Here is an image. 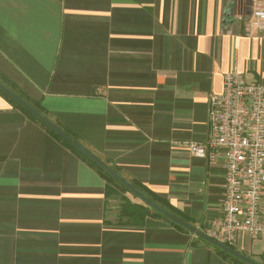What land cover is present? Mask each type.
I'll return each mask as SVG.
<instances>
[{"label":"crops","instance_id":"crops-1","mask_svg":"<svg viewBox=\"0 0 264 264\" xmlns=\"http://www.w3.org/2000/svg\"><path fill=\"white\" fill-rule=\"evenodd\" d=\"M247 1L0 0V76L204 231L224 167L187 143L208 139L209 96L233 64L264 83ZM115 193L0 95V264H240L161 218L119 224Z\"/></svg>","mask_w":264,"mask_h":264},{"label":"built area","instance_id":"built-area-1","mask_svg":"<svg viewBox=\"0 0 264 264\" xmlns=\"http://www.w3.org/2000/svg\"><path fill=\"white\" fill-rule=\"evenodd\" d=\"M255 30L264 31V0H250L244 32ZM208 103V139L187 143L193 155L224 167L221 214L203 232L233 248L261 240L264 259V83L246 80L233 64Z\"/></svg>","mask_w":264,"mask_h":264},{"label":"trees","instance_id":"trees-1","mask_svg":"<svg viewBox=\"0 0 264 264\" xmlns=\"http://www.w3.org/2000/svg\"><path fill=\"white\" fill-rule=\"evenodd\" d=\"M0 81L6 85L8 88H10L12 91H14L16 94H18L21 98H23L24 100H26L24 98V96L19 93L17 91V89L11 85L6 79H4L2 76H0ZM0 95H2L8 102H10L15 108L19 109L20 111H22L27 118H29L30 120H32L33 122L37 123L39 126H41L50 136H52L54 139H56L59 143H61L65 148H67L68 150H70L74 155H76L79 159H81L82 161H84L85 163H87L89 166H91L98 174L101 175V177L109 184L111 185L116 193H115V197L119 196L120 198V204L117 208V222L119 224H123V225H133V226H142L146 220V218L150 217V218H161L164 219L165 221L169 222L170 224H172L174 227L182 230V231H186L188 233V230H186L185 228L181 227L180 225L170 221L169 219H167L166 217H164L161 213L157 212L156 210L152 209L150 206H148L146 203H144L143 201H141L137 196H135L132 192H130L127 188H125L122 184H120L118 181H116L115 179H113L109 174H107L105 171H103L100 167H98L97 165H95L91 160H89L86 156H84L83 154H81L79 151H77L75 148H73L70 144H68L66 141H64L62 138H60L57 134H55L53 131H51L47 126H45L41 121H39L37 118H35L34 116H32L31 114H29L27 111H25L21 106H19L15 101H13L12 99H10L7 95H5L3 92L0 91ZM28 102V101H26ZM29 103V102H28ZM31 106H33L36 110H38L40 113H42L43 115H45L42 110L36 106H34L33 104L29 103ZM46 116V115H45ZM47 117V116H46ZM58 125V124H56ZM60 128H62L66 133H68L71 137H73L75 140H77L78 142L79 139L70 131H68L67 129L63 128L62 126L58 125ZM81 143V142H80ZM82 144V143H81ZM83 145V144H82ZM84 146V145H83ZM87 148V147H86ZM88 149V148H87ZM90 150V149H88ZM91 151V150H90ZM93 153V152H92ZM95 154V153H94ZM96 155V154H95ZM97 157H99L98 155H96ZM100 158V157H99ZM101 159V158H100ZM102 161H104L106 164H108L112 169H114L119 175H121L122 177H124L121 172L112 164H110L107 160L101 159ZM127 180V179H126ZM128 181V180H127ZM134 187H136L140 192H142L145 196H147L148 198H150L153 202H155L157 205H159L160 207L174 213L175 215L181 217L182 219H184L185 221L189 222L187 219H185L184 217L180 216L179 214L173 212L170 207L167 205L166 201L161 199L160 197H158L157 195H155L154 193H152L149 189H147L146 187H144L143 185L136 183V182H132L129 181ZM130 196L133 198H137L136 200L140 201V202H133L132 199H130ZM190 223V222H189ZM195 238L198 241H201L209 246H211L212 248H214L219 254H221L222 256L229 258L231 260H234L240 264H247L244 263L242 261H240L239 259L235 258L234 256L212 246L211 244L207 243L205 240L201 239L200 237L195 235ZM233 248V247H232ZM264 264V263H262Z\"/></svg>","mask_w":264,"mask_h":264},{"label":"water","instance_id":"water-1","mask_svg":"<svg viewBox=\"0 0 264 264\" xmlns=\"http://www.w3.org/2000/svg\"><path fill=\"white\" fill-rule=\"evenodd\" d=\"M247 4L250 6V0L247 1ZM250 8V7H249ZM0 91L7 95L10 99L15 101L19 106H21L25 111L29 114L37 118L41 121L45 126H47L51 131L57 134L60 138L70 144L73 148L79 151L81 154L86 156L89 160H91L95 165L100 167L103 171L109 174L113 179L118 181L122 184L125 188H127L130 192H132L135 196H137L141 201L146 203L152 209L156 210L157 212L161 213L164 217L169 219L170 221L180 225L181 227L185 228L189 232L193 233L194 235L200 237L201 239L205 240L207 243L211 244L212 246L234 256L235 258L239 259L240 261L247 263V264H262L251 257L241 253L240 251L229 247L216 239L212 238L211 236L207 235L202 230L198 229L191 223L185 221L181 217L175 215L174 213L160 207L155 202H153L150 198L145 196L142 192H140L136 187H134L129 181H127L124 177L119 175L114 169H112L108 164L102 161L99 157H97L94 153L88 150L85 146H83L80 142L75 140L71 137L68 133H66L62 128L58 125L53 123L50 119H48L45 115L40 113L36 110L33 106H31L28 102H26L23 98H21L18 94L8 88L0 81Z\"/></svg>","mask_w":264,"mask_h":264},{"label":"rangeland","instance_id":"rangeland-1","mask_svg":"<svg viewBox=\"0 0 264 264\" xmlns=\"http://www.w3.org/2000/svg\"><path fill=\"white\" fill-rule=\"evenodd\" d=\"M130 199L135 200V198H133L131 196H130ZM114 203L117 206L116 207V209H117L119 204H120L119 196L115 197ZM234 247L238 248V245H234ZM261 251H262V244L260 243V241L259 240L254 241L253 248H252V253L249 254V257H251L252 259H254V260H256V261H258L260 263H264V259L261 258Z\"/></svg>","mask_w":264,"mask_h":264}]
</instances>
